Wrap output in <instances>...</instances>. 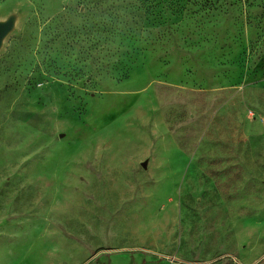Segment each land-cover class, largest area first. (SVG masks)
I'll use <instances>...</instances> for the list:
<instances>
[{
  "label": "rangeland",
  "instance_id": "obj_1",
  "mask_svg": "<svg viewBox=\"0 0 264 264\" xmlns=\"http://www.w3.org/2000/svg\"><path fill=\"white\" fill-rule=\"evenodd\" d=\"M7 11L0 264L264 259V0Z\"/></svg>",
  "mask_w": 264,
  "mask_h": 264
},
{
  "label": "water",
  "instance_id": "obj_2",
  "mask_svg": "<svg viewBox=\"0 0 264 264\" xmlns=\"http://www.w3.org/2000/svg\"><path fill=\"white\" fill-rule=\"evenodd\" d=\"M14 20H8L5 22H0V48L2 47L6 37L9 35L14 27Z\"/></svg>",
  "mask_w": 264,
  "mask_h": 264
},
{
  "label": "bare ground",
  "instance_id": "obj_3",
  "mask_svg": "<svg viewBox=\"0 0 264 264\" xmlns=\"http://www.w3.org/2000/svg\"><path fill=\"white\" fill-rule=\"evenodd\" d=\"M3 15H4V18L14 16L15 17V21H14L15 24L18 23L20 20V14L17 11H7ZM29 186H30V183L24 182V183H22V185L19 189H21L23 191H27L29 189ZM51 194H52V192H50L48 195L50 196Z\"/></svg>",
  "mask_w": 264,
  "mask_h": 264
},
{
  "label": "crops",
  "instance_id": "obj_4",
  "mask_svg": "<svg viewBox=\"0 0 264 264\" xmlns=\"http://www.w3.org/2000/svg\"><path fill=\"white\" fill-rule=\"evenodd\" d=\"M232 264H239V263H232ZM253 264H264V259L260 260V261H257Z\"/></svg>",
  "mask_w": 264,
  "mask_h": 264
},
{
  "label": "trees",
  "instance_id": "obj_5",
  "mask_svg": "<svg viewBox=\"0 0 264 264\" xmlns=\"http://www.w3.org/2000/svg\"><path fill=\"white\" fill-rule=\"evenodd\" d=\"M143 264V263H142Z\"/></svg>",
  "mask_w": 264,
  "mask_h": 264
}]
</instances>
